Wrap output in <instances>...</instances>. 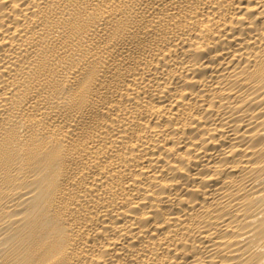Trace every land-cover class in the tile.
Instances as JSON below:
<instances>
[{
	"label": "bare ground",
	"instance_id": "obj_1",
	"mask_svg": "<svg viewBox=\"0 0 264 264\" xmlns=\"http://www.w3.org/2000/svg\"><path fill=\"white\" fill-rule=\"evenodd\" d=\"M0 264H264V0H0Z\"/></svg>",
	"mask_w": 264,
	"mask_h": 264
}]
</instances>
